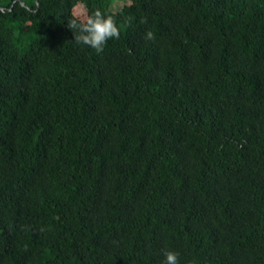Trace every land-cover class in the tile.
I'll return each instance as SVG.
<instances>
[{"label":"trees","instance_id":"obj_1","mask_svg":"<svg viewBox=\"0 0 264 264\" xmlns=\"http://www.w3.org/2000/svg\"><path fill=\"white\" fill-rule=\"evenodd\" d=\"M114 1L0 0V264H264V0Z\"/></svg>","mask_w":264,"mask_h":264},{"label":"clouds","instance_id":"obj_2","mask_svg":"<svg viewBox=\"0 0 264 264\" xmlns=\"http://www.w3.org/2000/svg\"><path fill=\"white\" fill-rule=\"evenodd\" d=\"M69 13L67 26L75 30L73 40L77 44L87 45L101 52L109 39H119L120 27L113 14L100 9L87 10L85 0H72ZM144 37L152 40L154 34L151 30H146ZM163 257L164 264H179V254L175 250L165 249Z\"/></svg>","mask_w":264,"mask_h":264},{"label":"rangeland","instance_id":"obj_3","mask_svg":"<svg viewBox=\"0 0 264 264\" xmlns=\"http://www.w3.org/2000/svg\"><path fill=\"white\" fill-rule=\"evenodd\" d=\"M124 1H118L115 0L112 4H111V8L112 9H116L118 6H120L121 3H123Z\"/></svg>","mask_w":264,"mask_h":264},{"label":"water","instance_id":"obj_4","mask_svg":"<svg viewBox=\"0 0 264 264\" xmlns=\"http://www.w3.org/2000/svg\"><path fill=\"white\" fill-rule=\"evenodd\" d=\"M37 1V0H36Z\"/></svg>","mask_w":264,"mask_h":264}]
</instances>
